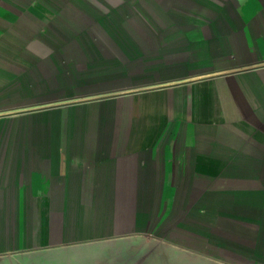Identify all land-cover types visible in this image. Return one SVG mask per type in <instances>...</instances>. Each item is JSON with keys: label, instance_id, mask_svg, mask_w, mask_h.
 Instances as JSON below:
<instances>
[{"label": "crops", "instance_id": "0c3cea01", "mask_svg": "<svg viewBox=\"0 0 264 264\" xmlns=\"http://www.w3.org/2000/svg\"><path fill=\"white\" fill-rule=\"evenodd\" d=\"M173 259L264 264V0H0V264Z\"/></svg>", "mask_w": 264, "mask_h": 264}, {"label": "trees", "instance_id": "16d2710c", "mask_svg": "<svg viewBox=\"0 0 264 264\" xmlns=\"http://www.w3.org/2000/svg\"><path fill=\"white\" fill-rule=\"evenodd\" d=\"M153 253L154 251L151 249H143V250H136V253L134 251L132 254L136 255L135 258L137 261H145L150 257H152ZM170 264H176L174 259Z\"/></svg>", "mask_w": 264, "mask_h": 264}]
</instances>
